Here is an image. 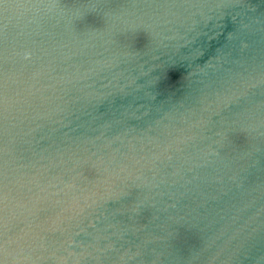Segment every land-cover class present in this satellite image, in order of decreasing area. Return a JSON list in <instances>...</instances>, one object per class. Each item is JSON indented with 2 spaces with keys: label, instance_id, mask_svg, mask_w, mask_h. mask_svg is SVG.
Here are the masks:
<instances>
[{
  "label": "water",
  "instance_id": "obj_1",
  "mask_svg": "<svg viewBox=\"0 0 264 264\" xmlns=\"http://www.w3.org/2000/svg\"><path fill=\"white\" fill-rule=\"evenodd\" d=\"M0 264H264V0H0Z\"/></svg>",
  "mask_w": 264,
  "mask_h": 264
}]
</instances>
